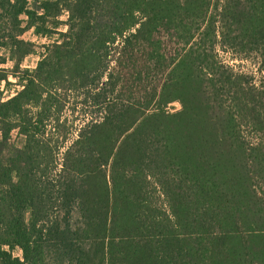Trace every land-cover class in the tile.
Returning <instances> with one entry per match:
<instances>
[{"label":"trees","instance_id":"16d2710c","mask_svg":"<svg viewBox=\"0 0 264 264\" xmlns=\"http://www.w3.org/2000/svg\"><path fill=\"white\" fill-rule=\"evenodd\" d=\"M28 29L64 39L0 99V264H264V75L258 87L216 51L264 69V0H0L16 70ZM162 30L182 46L168 60ZM117 43L133 65H165L158 89L119 96ZM6 60L0 82L16 75ZM62 86L100 114L59 151L46 134Z\"/></svg>","mask_w":264,"mask_h":264},{"label":"rangeland","instance_id":"374dc122","mask_svg":"<svg viewBox=\"0 0 264 264\" xmlns=\"http://www.w3.org/2000/svg\"><path fill=\"white\" fill-rule=\"evenodd\" d=\"M66 12H63L59 17L60 20H66ZM67 29L66 25L61 24L58 27V30L65 32ZM22 39L26 41H31L34 44V51L27 54L21 61L19 69H14L15 60L11 59L9 53L5 49H0V55L7 57L6 63L2 66L8 69V73L15 72V76L8 74V81L0 82V99L5 100L8 97L14 95L19 89H21V82L17 76H21L25 68L33 69L36 67L37 62L40 60L42 55L47 52V46L53 43L54 41L61 42L64 37L59 36L58 34L51 35H37L33 33L32 29L26 30L21 36ZM157 40L160 42V52L165 56V60L169 59V56L175 54L181 50V45L174 38H171L169 34H166L165 31H161L160 34L157 33ZM120 49V44L117 43L116 47L113 48L110 54V63L107 69V72L110 69H113L118 77V90L119 96L121 98H128L129 96L134 97L138 95L140 91L144 88H155L158 89L160 84H162L167 69L165 65L163 67H145L144 61L140 53H137L138 61L137 65H133L129 60L122 58L117 51ZM219 58L231 67L235 72H242L251 76V81L256 86L260 87L263 83L264 69L260 65V59L254 53L241 54L235 53L226 48H216ZM120 58L118 63L117 58ZM137 75V73H139ZM106 79L104 75L102 81ZM68 82H66L67 84ZM85 90L81 88L66 89L64 86L58 89V99L62 101L63 106L60 111L57 112L55 116L60 117L59 127H57L55 132L51 134L49 131H53V128L47 129L49 136H52L53 139L57 138L59 142L64 145L59 151L64 150V148L74 140L77 129L80 125L84 124L88 118L96 117L97 114H100L97 107H90L85 105L83 102ZM141 94V93H140ZM180 104L178 101H172L168 103L167 108L170 111H176L180 109ZM22 136H18L15 131L11 134V142L17 145H20L22 142ZM61 154L58 153V160L56 164H60ZM60 166L58 165V168ZM14 255L20 256L21 252L18 248L14 249Z\"/></svg>","mask_w":264,"mask_h":264}]
</instances>
